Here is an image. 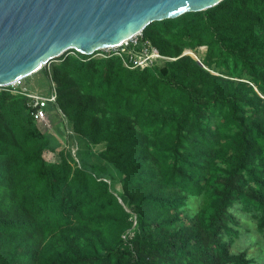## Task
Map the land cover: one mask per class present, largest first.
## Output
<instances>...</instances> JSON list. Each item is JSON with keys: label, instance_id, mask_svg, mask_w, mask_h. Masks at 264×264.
<instances>
[{"label": "trees", "instance_id": "obj_1", "mask_svg": "<svg viewBox=\"0 0 264 264\" xmlns=\"http://www.w3.org/2000/svg\"><path fill=\"white\" fill-rule=\"evenodd\" d=\"M144 45L169 59L69 49L39 69L70 144L0 87V264L255 263L233 208L264 233V0L152 21Z\"/></svg>", "mask_w": 264, "mask_h": 264}, {"label": "water", "instance_id": "obj_2", "mask_svg": "<svg viewBox=\"0 0 264 264\" xmlns=\"http://www.w3.org/2000/svg\"><path fill=\"white\" fill-rule=\"evenodd\" d=\"M220 1L0 0V86L31 75L69 49L91 54L117 46L152 21ZM185 53L199 61L192 50Z\"/></svg>", "mask_w": 264, "mask_h": 264}, {"label": "rangeland", "instance_id": "obj_3", "mask_svg": "<svg viewBox=\"0 0 264 264\" xmlns=\"http://www.w3.org/2000/svg\"><path fill=\"white\" fill-rule=\"evenodd\" d=\"M204 51H205L204 46L199 47L198 53H195L197 58L201 56L204 53ZM102 53L103 52H99L96 53L95 55L100 56ZM50 61H57V60L53 59ZM50 84L51 82H49L48 77H42V72L38 70L32 73L31 75L25 77V79L22 82L21 88L24 87L25 89L31 91L49 93L52 86V85L50 86ZM45 109H46V117L39 122L37 121L40 127L42 128V130L45 129V131L47 130L50 131L51 129H53L59 135L61 140H64L67 144H70L69 142L66 141V135L71 134L72 132L70 131V133H67L69 131H67L68 127L66 124L67 122L65 117L60 113L59 110H57V107L51 102L47 103ZM68 130L70 129L68 128ZM73 141L75 140L73 139ZM61 142L63 143V141ZM73 148L76 149V147ZM115 186L117 192L121 193L119 184L117 183L115 184ZM201 204H202V196L190 197L186 206V212L188 214L194 213L195 211L198 210ZM233 211L236 214V216L239 218L241 223V227H240L241 235L234 242L232 246L233 251H239V249L246 248L248 256L253 257L255 259L254 264H264V233H260L257 230L256 220H254L250 214L242 211L239 205H236L233 208ZM133 216L135 217V215ZM131 234L132 232H130V235Z\"/></svg>", "mask_w": 264, "mask_h": 264}, {"label": "built area", "instance_id": "obj_4", "mask_svg": "<svg viewBox=\"0 0 264 264\" xmlns=\"http://www.w3.org/2000/svg\"><path fill=\"white\" fill-rule=\"evenodd\" d=\"M139 36H141V32L117 46L98 49L103 52L100 56H106L110 54L117 55L121 57L125 66L131 68H144L152 65L156 59H169L168 57L161 55L158 50L153 46L147 47L146 45H144L139 51L130 48L129 46L137 44ZM69 52L70 54L76 55L74 49L70 50ZM128 62L130 63V65L128 64ZM23 79L24 78H20L9 85L0 87H9V91L18 92L29 97L31 99L32 107L35 108L33 111H31V114L33 118L39 122L46 117V111L44 107H46L47 103H55L56 101V92L54 86H51V90L49 93L28 91L23 87L21 88Z\"/></svg>", "mask_w": 264, "mask_h": 264}]
</instances>
